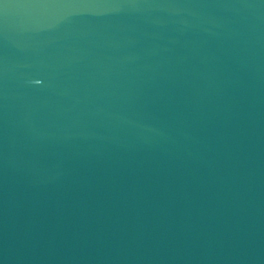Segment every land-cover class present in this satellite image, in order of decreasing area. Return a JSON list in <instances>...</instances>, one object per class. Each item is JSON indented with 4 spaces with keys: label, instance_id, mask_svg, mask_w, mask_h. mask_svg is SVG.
Instances as JSON below:
<instances>
[{
    "label": "water",
    "instance_id": "water-1",
    "mask_svg": "<svg viewBox=\"0 0 264 264\" xmlns=\"http://www.w3.org/2000/svg\"><path fill=\"white\" fill-rule=\"evenodd\" d=\"M0 264H264V0H0Z\"/></svg>",
    "mask_w": 264,
    "mask_h": 264
}]
</instances>
